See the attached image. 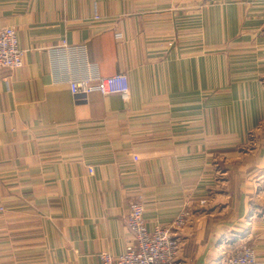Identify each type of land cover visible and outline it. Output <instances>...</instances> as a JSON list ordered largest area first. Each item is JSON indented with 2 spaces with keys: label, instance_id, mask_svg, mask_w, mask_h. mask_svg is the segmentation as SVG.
I'll list each match as a JSON object with an SVG mask.
<instances>
[{
  "label": "crops",
  "instance_id": "crops-1",
  "mask_svg": "<svg viewBox=\"0 0 264 264\" xmlns=\"http://www.w3.org/2000/svg\"><path fill=\"white\" fill-rule=\"evenodd\" d=\"M3 27L0 264L118 259L132 201L150 232L190 207L179 264H264V0H0ZM119 73L127 94L70 89Z\"/></svg>",
  "mask_w": 264,
  "mask_h": 264
},
{
  "label": "built area",
  "instance_id": "built-area-1",
  "mask_svg": "<svg viewBox=\"0 0 264 264\" xmlns=\"http://www.w3.org/2000/svg\"><path fill=\"white\" fill-rule=\"evenodd\" d=\"M24 51L19 47L16 30L13 27L0 28V68L14 71L23 65ZM70 89L75 95H85L97 91L102 95L127 94V76L119 73L109 77L79 78L70 81ZM138 160V157H135ZM92 172V168H90ZM201 206L207 199L199 200ZM3 210V207H0ZM145 205L139 201L130 203L126 225L132 234L125 252L115 259L111 253L102 252V264H179L181 245L180 231L189 226L192 218L190 207L183 208L174 220L166 226H156L150 232L144 219ZM221 264H259L255 247L244 244L231 247L223 252Z\"/></svg>",
  "mask_w": 264,
  "mask_h": 264
}]
</instances>
